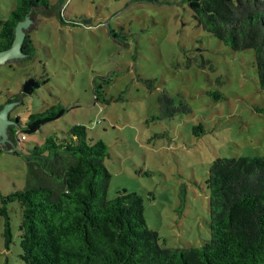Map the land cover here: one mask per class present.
Returning <instances> with one entry per match:
<instances>
[{
  "label": "rangeland",
  "instance_id": "obj_1",
  "mask_svg": "<svg viewBox=\"0 0 264 264\" xmlns=\"http://www.w3.org/2000/svg\"><path fill=\"white\" fill-rule=\"evenodd\" d=\"M14 1L0 0V20L9 17ZM50 2L47 10L33 9L23 28L36 48L33 58L0 66V105L19 94L8 116L21 122L14 125L18 140L6 128L14 144L0 150L1 194L26 186L28 149L82 124L89 138L109 147L108 198L122 189L140 194L160 245L202 246L210 238V165L217 157L264 156V90L254 51L233 50L204 30L185 0ZM59 11L71 22L62 23ZM30 78L39 87L24 93ZM162 92L190 111L159 118ZM57 102L65 114L22 138L29 114ZM9 212L13 243L5 247L0 216V264H26L19 205L10 204Z\"/></svg>",
  "mask_w": 264,
  "mask_h": 264
},
{
  "label": "trees",
  "instance_id": "obj_2",
  "mask_svg": "<svg viewBox=\"0 0 264 264\" xmlns=\"http://www.w3.org/2000/svg\"><path fill=\"white\" fill-rule=\"evenodd\" d=\"M185 1L204 30L233 50L254 51L264 90V0ZM51 6L50 0H15L9 17L0 20V51L12 46L17 23L30 11ZM58 17L62 23L71 22L61 11ZM35 50L26 33L25 56L10 62L31 60ZM100 89L95 86V100ZM18 99L19 94H13L6 103ZM158 108L162 119L178 110L190 111L183 101L177 107L166 92L158 96ZM65 112L57 102L31 113L20 132L35 133ZM11 119L21 125L18 116ZM10 128L18 140L15 127ZM65 134L53 133L28 149L26 186L6 195L0 192L5 247L13 243L9 205L17 203L20 258L26 264H264V156L215 158L205 180L210 238L200 247H164L158 232L147 225L140 194L122 189L108 198V145L89 138L82 124L70 126Z\"/></svg>",
  "mask_w": 264,
  "mask_h": 264
},
{
  "label": "water",
  "instance_id": "obj_3",
  "mask_svg": "<svg viewBox=\"0 0 264 264\" xmlns=\"http://www.w3.org/2000/svg\"><path fill=\"white\" fill-rule=\"evenodd\" d=\"M30 11L26 17L19 21L15 27V38L12 43V46L7 49L0 51V66L5 64L10 59L21 58L24 57L25 54L22 52V43L25 39L26 32H24L23 28H27L30 24ZM38 82L33 78L28 79L23 85V90L26 93H32L33 87L37 86ZM8 102L0 109V144L11 146L14 144L11 133L6 128L9 126L11 130V126L17 125L15 121H13L9 116V111L18 105L20 102Z\"/></svg>",
  "mask_w": 264,
  "mask_h": 264
},
{
  "label": "built area",
  "instance_id": "obj_4",
  "mask_svg": "<svg viewBox=\"0 0 264 264\" xmlns=\"http://www.w3.org/2000/svg\"><path fill=\"white\" fill-rule=\"evenodd\" d=\"M25 136H22V138H24Z\"/></svg>",
  "mask_w": 264,
  "mask_h": 264
},
{
  "label": "crops",
  "instance_id": "obj_5",
  "mask_svg": "<svg viewBox=\"0 0 264 264\" xmlns=\"http://www.w3.org/2000/svg\"><path fill=\"white\" fill-rule=\"evenodd\" d=\"M14 6V5H13ZM6 64V63H5Z\"/></svg>",
  "mask_w": 264,
  "mask_h": 264
}]
</instances>
